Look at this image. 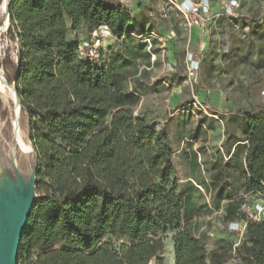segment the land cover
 <instances>
[{"label":"trees","instance_id":"obj_1","mask_svg":"<svg viewBox=\"0 0 264 264\" xmlns=\"http://www.w3.org/2000/svg\"><path fill=\"white\" fill-rule=\"evenodd\" d=\"M9 20L4 35L18 44L16 60L8 57L12 82L38 158V200L17 264H162L160 233L168 229L175 231L174 264H227L232 253L241 264H264V218L250 220L243 198L226 205L223 219L239 237L228 225L246 221L240 244L209 248L197 218L206 206L201 186L211 185L190 179L180 188L166 130L135 113L139 94L131 77L138 61L151 66L155 54L146 42L109 49L99 62L82 57L81 40L72 37L82 25L89 32L106 25L118 40L135 33L125 4L10 0ZM234 115L243 139L220 166L225 178L237 172L225 197L264 193V105ZM219 189L224 196L225 185ZM108 235L123 242L116 246Z\"/></svg>","mask_w":264,"mask_h":264},{"label":"rangeland","instance_id":"obj_2","mask_svg":"<svg viewBox=\"0 0 264 264\" xmlns=\"http://www.w3.org/2000/svg\"><path fill=\"white\" fill-rule=\"evenodd\" d=\"M6 1L0 0V24L6 19ZM113 1L127 6L134 17L135 33L122 40L96 33L93 35L95 47L106 57L109 49L124 51L143 40L147 50L155 53L151 56V66L138 61V73L131 77V86H136L139 94L135 113L146 117L156 128L166 130L180 188L190 178L197 184L211 185L209 190L201 186L202 203L206 206L197 218L204 224L209 248L224 240L240 244L243 234L239 237L229 232L223 222L226 205L243 198L245 211L252 214L249 207L264 204V193L240 192L231 198L225 197L231 193L237 172H228L227 178L219 173L220 166L233 153L232 150L229 154L227 149L243 139L239 117L234 118L231 113H244L251 107L264 105V0H237L233 16L226 14L230 0ZM190 3L188 9L183 5ZM204 5H208L207 12L202 10ZM146 31L147 34H141ZM5 32L2 30L0 34V73L5 77L0 76V167L7 169L10 159L6 140L13 137L12 120L15 131L18 123L16 117L13 119L14 102L7 90L11 87L5 80L13 84L14 71L8 57L16 60L17 43L4 35ZM191 59L197 62L193 74ZM21 127L28 141L23 115ZM22 147L28 151L25 145ZM19 160L29 176L31 154L20 152ZM213 180L216 184L219 181L217 188ZM223 180L225 191L220 196ZM174 234L171 229L160 233L165 244L162 264H169ZM105 239L116 246L123 242L110 235ZM150 264H157L156 260ZM227 264H241V261L232 253Z\"/></svg>","mask_w":264,"mask_h":264},{"label":"water","instance_id":"obj_3","mask_svg":"<svg viewBox=\"0 0 264 264\" xmlns=\"http://www.w3.org/2000/svg\"><path fill=\"white\" fill-rule=\"evenodd\" d=\"M6 2V19L4 20L2 25H0V34L2 30L8 29L10 23V0H7ZM1 75L2 74L0 73V76ZM2 77H4V75H2ZM9 85L15 92V101L19 104V109L22 117V108L19 94L15 87V82ZM12 125L14 129L13 122ZM16 128L18 129V125ZM14 137L16 139L18 138V136H13L12 139ZM28 138V141H25L32 147V151L28 153L31 154L32 161V171L30 175L27 176L21 167L19 160L20 152L17 153V157L15 159H10L9 156V168L4 169V173L7 174L10 179L15 180V184L12 185V190L10 191V193L8 190L9 185H11L10 180L2 177V175L0 174V264H17L21 242L27 227L28 218L32 212L34 204L38 200V194L36 192L38 158L31 144L30 134ZM18 165L20 167V170L19 168H17ZM24 174L26 175L27 179L26 184L23 180ZM17 180H19V183H17Z\"/></svg>","mask_w":264,"mask_h":264},{"label":"built area","instance_id":"obj_4","mask_svg":"<svg viewBox=\"0 0 264 264\" xmlns=\"http://www.w3.org/2000/svg\"><path fill=\"white\" fill-rule=\"evenodd\" d=\"M186 9H188L191 6V3L188 4H183ZM238 6V1L237 0H230V5L226 6V14L228 16H233V7ZM202 10L208 11V5H204ZM99 33L103 36H112V32L108 28V26L103 25L100 28L96 29L94 31V34ZM93 34V35H94ZM92 35L91 38H86L81 40L79 44V49L82 57L88 61L91 62H99L100 57H101V52L99 49H97L94 45V36ZM18 45V44H16ZM190 56L192 58V53H190ZM192 65L190 67V72L193 74L194 70L197 67V62L191 59ZM264 94V91L262 92ZM250 211L252 214L248 213V218L250 220H261L264 218V204H256L253 207H249ZM246 226V221L244 220H239L236 222H232L228 225L230 230H234L239 232L240 234H243Z\"/></svg>","mask_w":264,"mask_h":264},{"label":"bare ground","instance_id":"obj_5","mask_svg":"<svg viewBox=\"0 0 264 264\" xmlns=\"http://www.w3.org/2000/svg\"><path fill=\"white\" fill-rule=\"evenodd\" d=\"M5 3V2H3ZM6 84L11 87L8 82L5 80ZM13 102H14V115H13V119L14 117H16V121H17V125H18V129L16 128V131H15V127L13 129V136H18V138L16 139L15 137L13 139H10V140H6V143H7V147H8V155L10 156V159H15L17 157V153L18 152H21L23 154H28L32 151V147L25 141V138H24V135H23V130H22V127H21V112H20V109H19V113H18V108H19V104L15 101V92L12 88H7ZM17 116H16V114ZM13 122V120H12ZM14 124V122H13ZM1 129V128H0ZM21 129V131H20ZM25 145L27 148H28V151L26 150H23L22 146ZM17 168H19L20 170V167L19 165L17 166ZM4 169L5 168H2L0 167V174L2 175V177H5L6 179L10 180V183L11 185H9V193L10 191L12 190V185L15 184V180L13 179H10L9 176L7 174L4 173ZM23 173V172H22ZM23 180L25 182V184L27 183V179H26V175L24 174L23 175ZM17 183H19V180H17Z\"/></svg>","mask_w":264,"mask_h":264},{"label":"crops","instance_id":"obj_6","mask_svg":"<svg viewBox=\"0 0 264 264\" xmlns=\"http://www.w3.org/2000/svg\"><path fill=\"white\" fill-rule=\"evenodd\" d=\"M110 3L111 4H115V3H118V2L111 0ZM147 33H148V31L142 32L141 34H147ZM93 34H94V31L93 32H89L88 29H87V27H86V25H82L81 26V29L73 32L72 37L74 39L83 40L86 37H90ZM113 37L114 36H112L111 38H113ZM235 113L236 112H232L231 114H235ZM170 243H171V247H170V254H171V256L169 258V264H174V262H175V253H174V243H173V240Z\"/></svg>","mask_w":264,"mask_h":264}]
</instances>
